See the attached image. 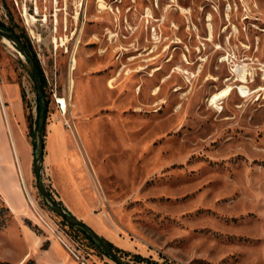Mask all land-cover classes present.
Instances as JSON below:
<instances>
[{
  "label": "rangeland",
  "instance_id": "rangeland-1",
  "mask_svg": "<svg viewBox=\"0 0 264 264\" xmlns=\"http://www.w3.org/2000/svg\"><path fill=\"white\" fill-rule=\"evenodd\" d=\"M100 2L0 0L46 78L37 66L38 88L28 55L0 34V105L22 154L32 146L34 201L1 166L20 200L0 188V264H119L41 192L36 164L65 206L72 183L98 196L127 264H264V0ZM45 104L60 166L38 159Z\"/></svg>",
  "mask_w": 264,
  "mask_h": 264
},
{
  "label": "crops",
  "instance_id": "crops-1",
  "mask_svg": "<svg viewBox=\"0 0 264 264\" xmlns=\"http://www.w3.org/2000/svg\"><path fill=\"white\" fill-rule=\"evenodd\" d=\"M15 137L18 143V147L20 148L19 160L22 162L24 172H27L30 161L33 158V156L31 155L32 146L29 143V141L26 139V137L22 135V137L26 139L29 155L22 154L20 143L16 134ZM44 142H45V149H44L43 165L46 167V163H49L50 167L51 166L55 167L63 164V160H61L59 156L56 159L53 158L52 153H50L51 149H49L48 145L46 148V134H45ZM4 165L8 167L9 174L11 177L17 175L19 179L18 160L15 157L11 135L7 128L5 110L3 112V109L0 105V167ZM66 176L69 177L70 173H66ZM71 176L72 179L70 177L69 178L71 181L74 182L73 180L74 175L71 174ZM71 186L72 187L70 188V191L66 193V199H65L68 207L70 208L68 212L71 213L75 218L88 224L106 240L113 242L115 245L120 244V240L110 238L109 236L104 234L103 227L106 226V220L104 217V212L101 210L98 211L97 209L101 205V200L98 198V196L96 198L91 196L89 190H86V188L80 186L77 183L76 185L72 183ZM8 187L9 185L4 182V177L0 175V188L4 193L5 199L12 207L15 208L19 204L20 199L17 198L16 200L15 198L16 196H14L13 194L12 195L9 194Z\"/></svg>",
  "mask_w": 264,
  "mask_h": 264
},
{
  "label": "water",
  "instance_id": "water-1",
  "mask_svg": "<svg viewBox=\"0 0 264 264\" xmlns=\"http://www.w3.org/2000/svg\"><path fill=\"white\" fill-rule=\"evenodd\" d=\"M0 34L9 40H12L17 46H19L29 57L31 63H32V69H33V77L35 82L38 85V88H41V85L38 80V74H37V65L34 58V55L31 51V49L25 44L23 40H21L16 34L10 31H5L2 28H0ZM46 115H47V104H45V108L43 110L42 115V121H41V135L39 139L40 144V154L38 159L43 162L44 158V149H45V142H44V130H45V121H46ZM41 167L40 164H36V177L38 181V186L41 190V192L49 198V200L55 204L59 210V212L67 219L68 222L73 223L75 225L82 226L88 230V232L97 239V241L105 248V250L119 263V264H127L121 257L120 254H118L112 246L109 244V242L103 238L101 235H99L92 227H90L85 222L75 218L71 213H69L61 204L57 202V200L52 196L50 192H47V190L43 187L42 181H41Z\"/></svg>",
  "mask_w": 264,
  "mask_h": 264
},
{
  "label": "bare ground",
  "instance_id": "bare-ground-1",
  "mask_svg": "<svg viewBox=\"0 0 264 264\" xmlns=\"http://www.w3.org/2000/svg\"><path fill=\"white\" fill-rule=\"evenodd\" d=\"M101 2L99 3L100 6L104 9L105 8V3L103 2V0H100ZM76 64H77V60L76 58L73 56L72 59H71V65H70V84H71V88H72V84H73V76H72V72L73 70L76 68ZM237 70L241 73V76L244 78L245 77V69L243 68H237ZM231 89L232 87L230 85H228L227 87L223 88L222 90L216 92L213 94L212 96V103L213 102H217L218 100L224 98L225 96H227L230 92H231ZM0 98L2 101H4L5 99V96L3 94V92L0 90ZM5 114H6V117L8 119V112L5 108ZM9 123V122H8ZM8 125V129H9V132H10V135H11V139H12V144H13V149H14V154H15V157L16 159L18 160V169H19V173L21 174L22 176V183L24 185V192H25V195L28 197L30 203L34 206V201L26 187V183H25V180H24V175H23V165H22V162L19 160V149H18V145H17V141H16V138L14 136V133L13 131L11 130V126L10 124H7Z\"/></svg>",
  "mask_w": 264,
  "mask_h": 264
},
{
  "label": "trees",
  "instance_id": "trees-1",
  "mask_svg": "<svg viewBox=\"0 0 264 264\" xmlns=\"http://www.w3.org/2000/svg\"><path fill=\"white\" fill-rule=\"evenodd\" d=\"M0 27L1 28H4V29H6V30H9V31H11V32H13V33H15V34H17L18 36H19V38H21L22 39V36L19 34V33H17L12 27H7L2 21H0ZM28 46H30V44L29 43H26ZM31 48V47H30ZM34 57H35V59H36V61H37V66H38V74H39V77H40V81H41V83H42V85L43 86H45V84H46V78H45V76H44V74H43V72H42V70H41V67H40V64H39V61L37 60V57H36V54L34 53ZM22 97H23V99H25V94L24 93H22ZM51 193V192H50ZM59 204H61L67 211H68V209L66 208V206L63 204V203H61V201H57ZM67 220V219H66ZM68 222V221H67ZM70 225H72V226H77L80 230H82V231H84V233L87 235V237H89L90 238V240L94 243V244H96L97 246H100L101 247V244L97 241V239L95 238V237H93L89 232H88V230L86 229V228H84V227H82V226H79V225H75V224H73V223H70V222H68ZM108 242H109V244L112 246V248L116 251V252H118V250L120 249V248H118L113 242H111V241H109V240H107ZM105 252H106V250H104ZM107 253V252H106Z\"/></svg>",
  "mask_w": 264,
  "mask_h": 264
},
{
  "label": "flooded vegetation",
  "instance_id": "flooded-vegetation-1",
  "mask_svg": "<svg viewBox=\"0 0 264 264\" xmlns=\"http://www.w3.org/2000/svg\"><path fill=\"white\" fill-rule=\"evenodd\" d=\"M1 21V20H0ZM1 28V27H0ZM3 30H5L4 28H2ZM5 31H7V30H5ZM11 32V31H10ZM15 34V33H14ZM17 35V34H16ZM18 36V35H17ZM19 37V36H18ZM21 39V38H20ZM22 40V39H21Z\"/></svg>",
  "mask_w": 264,
  "mask_h": 264
}]
</instances>
